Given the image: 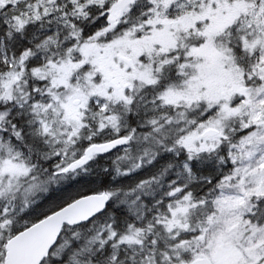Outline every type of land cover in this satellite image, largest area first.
<instances>
[{
  "label": "snow or ice",
  "instance_id": "snow-or-ice-1",
  "mask_svg": "<svg viewBox=\"0 0 264 264\" xmlns=\"http://www.w3.org/2000/svg\"><path fill=\"white\" fill-rule=\"evenodd\" d=\"M0 264H264V0H0Z\"/></svg>",
  "mask_w": 264,
  "mask_h": 264
}]
</instances>
